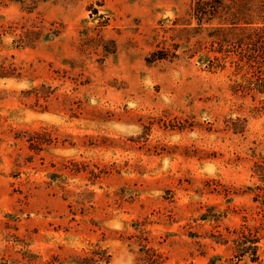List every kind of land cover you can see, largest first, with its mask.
<instances>
[{
    "label": "rangeland",
    "instance_id": "rangeland-1",
    "mask_svg": "<svg viewBox=\"0 0 264 264\" xmlns=\"http://www.w3.org/2000/svg\"><path fill=\"white\" fill-rule=\"evenodd\" d=\"M192 2L0 0V259L234 264L246 225L264 261L262 72Z\"/></svg>",
    "mask_w": 264,
    "mask_h": 264
},
{
    "label": "trees",
    "instance_id": "trees-1",
    "mask_svg": "<svg viewBox=\"0 0 264 264\" xmlns=\"http://www.w3.org/2000/svg\"><path fill=\"white\" fill-rule=\"evenodd\" d=\"M258 3H261L260 5ZM189 15L196 19L198 26L210 24L218 20V26L211 27L207 36L211 38V49L214 44L218 46L213 49L217 52L229 53L230 50H223L225 44L233 43L236 46L235 52L238 54L237 65L242 68L246 66L247 72L261 69L264 74V1L263 0H193ZM261 23L260 25H256ZM246 45L248 50L242 46ZM164 56H158L151 53L147 61L162 59ZM219 57L208 59L209 69L213 67H223L219 64ZM241 70V69H238ZM261 73V74H262ZM260 74V75H261ZM256 75L251 81L242 86L249 89H255L258 92H264V77ZM252 85V86H250ZM254 175L260 181V184L249 188L253 192V200L258 202L260 211L264 210V153L254 161L252 167ZM247 229V230H246ZM258 228H249L244 225L237 230V236L233 241V259L234 264H264V261L258 254L259 237ZM0 264H7L0 259Z\"/></svg>",
    "mask_w": 264,
    "mask_h": 264
}]
</instances>
